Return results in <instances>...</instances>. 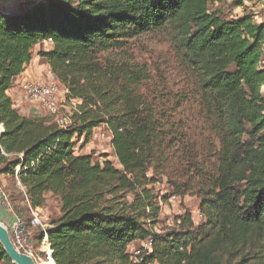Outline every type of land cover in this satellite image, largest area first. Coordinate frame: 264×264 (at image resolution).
<instances>
[{
    "label": "trees",
    "instance_id": "1",
    "mask_svg": "<svg viewBox=\"0 0 264 264\" xmlns=\"http://www.w3.org/2000/svg\"><path fill=\"white\" fill-rule=\"evenodd\" d=\"M225 7L243 4L0 0L1 191L28 230L24 200L57 199L45 264H264V22ZM154 36L173 50L174 90L127 53ZM34 56L77 101L64 128L20 115L6 94ZM101 126L119 168L75 151ZM186 196L202 219L185 211L157 231L163 205ZM146 240L150 252L129 253ZM0 264H12L1 246Z\"/></svg>",
    "mask_w": 264,
    "mask_h": 264
},
{
    "label": "built area",
    "instance_id": "2",
    "mask_svg": "<svg viewBox=\"0 0 264 264\" xmlns=\"http://www.w3.org/2000/svg\"><path fill=\"white\" fill-rule=\"evenodd\" d=\"M45 43H51V40L49 39L47 41L38 43L36 46H40ZM24 91L26 93L27 99L30 102H36L43 105L47 109V112L53 116H56L59 112L58 104H60L61 101L65 103L66 90L64 89V87H61L58 84L24 85ZM75 105L76 101H70L69 106L71 107V109ZM69 115L65 116L63 119H59L55 123L59 127H66L70 123ZM92 138L99 142H110L111 133L106 128L102 129L98 127L97 129L93 130ZM80 141H82V139ZM75 151L76 153L78 152L77 149H75ZM15 180L17 187L20 189L21 192H23V188L21 187L17 178H15ZM0 198L2 199L3 203L8 206V202L5 198V195L1 190ZM176 199V197H171L169 201L173 203V201H176ZM24 202L27 204L29 225L31 230H28L25 227L22 219L13 214L11 220L7 223L5 222L6 225H4L8 230L11 243L19 253L31 257L35 264H38L42 261L49 262L52 255V251L48 239V232L52 227V222L54 221L52 219V215L46 209L32 207L27 201V199H25ZM201 219V215L197 212L194 216V221L199 222ZM141 249L150 252L151 241H144L143 248ZM141 249L136 251L134 256H138L141 252Z\"/></svg>",
    "mask_w": 264,
    "mask_h": 264
},
{
    "label": "rangeland",
    "instance_id": "3",
    "mask_svg": "<svg viewBox=\"0 0 264 264\" xmlns=\"http://www.w3.org/2000/svg\"><path fill=\"white\" fill-rule=\"evenodd\" d=\"M235 1H239L242 4H243V1H246L249 4H251V6H256V3H257L255 0H235ZM224 10L228 16H232V17L237 16L236 14H234L233 11L231 12V10L226 9V7L224 8ZM235 12L238 14V12L240 11L238 10ZM255 20L258 21L257 19ZM127 53L132 55L136 62L145 64L148 70L150 71L151 76L154 79L156 78L159 79L158 76H160L162 78V81L167 83V88L174 90L175 88L174 79H175L176 74L174 71L175 64L173 61V50L163 38L159 36L142 38L141 40L137 41L133 46H131L129 50L127 51ZM29 84L54 85L56 83L47 84V83H39L37 81L26 82L21 85V88L23 89V91H24V85H29ZM261 90L262 92H264V80H263V86ZM31 103H34V102H31ZM36 104H39V103H36ZM60 105L61 104H58V110L64 112L63 109H59ZM69 114H71V111L69 112ZM63 118L64 117H61L60 119H63ZM100 143L102 144V146H100L101 145ZM80 144H81V141L77 144V147H76L77 150ZM108 145H109V142L107 141L99 142L91 138L87 146H85L82 150H78L77 154L94 153V159L97 161H102L100 156L107 153L105 149L108 147ZM108 160L111 161L112 164L116 168H119L115 158L113 157V154L109 155ZM8 185H11V182L10 184L7 183L6 188H4L0 183V186L2 187L4 192H6V189L9 188ZM155 188H156V191L162 194H164L168 190L167 186L164 183L157 184ZM185 198L186 200H184V198L182 200L177 198L176 201L175 200L173 201V203L168 201V203L163 205L162 213L160 215L161 223L157 227L156 229L157 231L160 232L161 230L169 229L170 227H172L175 221V218L183 214L185 211H189L192 217L195 216V214L198 211L197 210L198 201L196 200L195 197H192V196H186ZM48 205H49L50 214L52 215V219L54 220L56 216L57 205L54 202ZM0 223H2L3 225H6V223L3 222L2 220H0ZM143 244L144 242L134 243L133 245L130 246L129 253H131V255L134 256L136 251L143 248ZM47 262L48 261H42L38 264H45Z\"/></svg>",
    "mask_w": 264,
    "mask_h": 264
},
{
    "label": "crops",
    "instance_id": "4",
    "mask_svg": "<svg viewBox=\"0 0 264 264\" xmlns=\"http://www.w3.org/2000/svg\"><path fill=\"white\" fill-rule=\"evenodd\" d=\"M255 1L257 2L256 6H251V4H249L248 2L243 1V7L235 9L233 11L234 14H236L237 16H240L243 13L244 8H247L248 11L253 12V15L255 16L253 19L256 23L264 22V0H255ZM238 10L240 12H238L237 14L235 11H238ZM255 19H257L258 21H256ZM51 49H52V43H45L43 45L36 46L35 53L39 51L49 52ZM35 81L39 83H47V84L56 83L60 85L54 79V77L50 74L49 66L47 62L38 56H34L33 59L30 61V63L28 64V66L26 67L25 71L12 82V84L10 85L9 89L6 92L7 96L9 97L12 103V107L15 110H17V112L20 115L26 118H32V119L33 118H47L48 120H51L52 122H57L61 117H65L67 114H69L71 107L68 104L63 103L62 101L60 102L61 105L59 106V109H63L64 112L59 111L56 116L50 115L47 112V109L43 105L31 103L30 101H28L26 93L21 88V85L26 82H35ZM60 86L62 87V85ZM262 93L264 94V92ZM99 128L105 129L104 127H99ZM100 146H102V144ZM105 151L107 152L106 154L108 155L112 154V148H111L110 142H109L108 147L105 149ZM13 182H14L13 187L15 188V190L21 192L20 189L16 185V180H14ZM0 183L4 188H6L7 183H9V179L7 177L1 176ZM0 190L3 191L1 186H0ZM184 200H186V198H184ZM52 202L56 203L57 205L56 215H59V205L57 203V199L51 196L50 194L46 195V206L43 207V209H46L47 211H49L48 204ZM12 215L13 213L11 212L9 208V203H8V206H6L3 203L2 199L0 198L1 220L7 223L11 220Z\"/></svg>",
    "mask_w": 264,
    "mask_h": 264
},
{
    "label": "water",
    "instance_id": "5",
    "mask_svg": "<svg viewBox=\"0 0 264 264\" xmlns=\"http://www.w3.org/2000/svg\"><path fill=\"white\" fill-rule=\"evenodd\" d=\"M23 2L28 0H15ZM0 246L6 254V257L12 264H35L33 259L25 254L19 253L12 245L7 228L0 223ZM52 259V256H51Z\"/></svg>",
    "mask_w": 264,
    "mask_h": 264
},
{
    "label": "bare ground",
    "instance_id": "6",
    "mask_svg": "<svg viewBox=\"0 0 264 264\" xmlns=\"http://www.w3.org/2000/svg\"><path fill=\"white\" fill-rule=\"evenodd\" d=\"M50 260H52V259L50 258ZM50 260H49V261H50Z\"/></svg>",
    "mask_w": 264,
    "mask_h": 264
}]
</instances>
